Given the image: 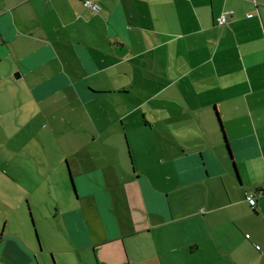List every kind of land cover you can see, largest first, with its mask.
Masks as SVG:
<instances>
[{"label": "crops", "instance_id": "0c3cea01", "mask_svg": "<svg viewBox=\"0 0 264 264\" xmlns=\"http://www.w3.org/2000/svg\"><path fill=\"white\" fill-rule=\"evenodd\" d=\"M92 1L0 0V264L62 153L59 264H264V0Z\"/></svg>", "mask_w": 264, "mask_h": 264}, {"label": "rangeland", "instance_id": "374dc122", "mask_svg": "<svg viewBox=\"0 0 264 264\" xmlns=\"http://www.w3.org/2000/svg\"><path fill=\"white\" fill-rule=\"evenodd\" d=\"M61 159L62 167L55 174V178L52 184L54 191L50 196H48L47 206L41 207L39 201L36 204H34L32 201L33 206H31L28 198H23V209L25 218L32 227L35 239L39 246V250L43 251L44 249L46 258H48L50 264H59V261L64 262V259L71 257L70 253L68 252H66L65 254L59 253V247H64L60 214L62 211V203L65 201L62 193L63 185L61 182H59V177L66 181V190L70 193L72 198H76L77 194L73 186V181L71 179V172L69 169L67 158L64 157L63 153L61 154ZM32 177H37V179H39L40 173L33 172ZM40 180L41 179H39V181ZM35 186L39 197V188H47V185ZM35 186L31 185L32 188ZM0 187H2L0 188V191L4 192L7 196L9 192H12V188H9L8 186ZM42 239H44V244L42 242ZM48 249H53L54 251H56V253L50 252L49 254H47Z\"/></svg>", "mask_w": 264, "mask_h": 264}, {"label": "built area", "instance_id": "2783aa9c", "mask_svg": "<svg viewBox=\"0 0 264 264\" xmlns=\"http://www.w3.org/2000/svg\"><path fill=\"white\" fill-rule=\"evenodd\" d=\"M82 1H83V4L85 5V7L91 9L93 12H99L101 10V6L92 0H82ZM256 13H257V11H254L252 13H249L248 16L251 17ZM228 14H229L228 12H224L223 14H221L218 17L217 21H218L220 26H224L228 23ZM256 193H257L256 191H248L245 193V197H246L248 203L253 207L257 203V200H256L257 194Z\"/></svg>", "mask_w": 264, "mask_h": 264}, {"label": "water", "instance_id": "95a60500", "mask_svg": "<svg viewBox=\"0 0 264 264\" xmlns=\"http://www.w3.org/2000/svg\"><path fill=\"white\" fill-rule=\"evenodd\" d=\"M74 188L76 189L75 185L73 184Z\"/></svg>", "mask_w": 264, "mask_h": 264}]
</instances>
